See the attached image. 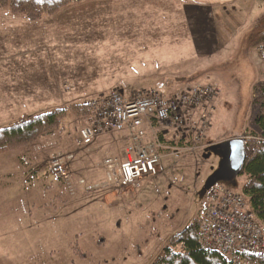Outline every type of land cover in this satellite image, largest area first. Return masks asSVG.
<instances>
[{"label": "rangeland", "instance_id": "374dc122", "mask_svg": "<svg viewBox=\"0 0 264 264\" xmlns=\"http://www.w3.org/2000/svg\"><path fill=\"white\" fill-rule=\"evenodd\" d=\"M82 3L29 23L0 10V125L113 91L136 98L159 89L170 97L211 84L215 93L208 103L186 109L189 115L181 124L155 119L156 128L143 129L144 139L146 134L153 139L165 134L168 141L181 138L182 146L162 151L167 154L161 156L158 173L139 186L120 184L115 189L104 183L103 159L118 154L90 152V144L77 143L79 129L91 122L87 115L72 114L52 135L0 154V264H151L174 234L200 219L222 162L220 143L233 137L247 142L244 134L258 131L264 65L249 33L264 13V0L237 6L226 43L212 58L200 61L190 60L186 42L170 43L183 32L167 27L168 21L161 26V20L149 18L146 27H127L115 19L114 0ZM113 16L110 21L117 26L103 27ZM143 34H160L166 41L160 46L141 39L138 43ZM127 36L131 40L123 42ZM144 46L145 57L140 50ZM123 131L95 129L92 142L99 134ZM53 160L65 164V177L52 172ZM244 181L238 175L226 185L239 192ZM121 197L129 200L124 216L107 206Z\"/></svg>", "mask_w": 264, "mask_h": 264}, {"label": "built area", "instance_id": "2783aa9c", "mask_svg": "<svg viewBox=\"0 0 264 264\" xmlns=\"http://www.w3.org/2000/svg\"><path fill=\"white\" fill-rule=\"evenodd\" d=\"M255 49L264 65V41ZM147 93L125 98L113 91L87 102L91 122L79 129L80 143L90 144L95 129L129 131L127 159L117 162L107 158L104 161L109 181L139 186L144 178L155 176L161 155L159 144L144 143L142 125L145 118L181 124L186 114L189 115L185 110L208 103L215 88L211 84L192 86L170 97L163 96L158 90ZM52 172L65 177V164L53 160ZM196 239L202 248L218 251L228 264H264V224L248 208L245 197L224 183L216 182L207 191Z\"/></svg>", "mask_w": 264, "mask_h": 264}, {"label": "trees", "instance_id": "16d2710c", "mask_svg": "<svg viewBox=\"0 0 264 264\" xmlns=\"http://www.w3.org/2000/svg\"><path fill=\"white\" fill-rule=\"evenodd\" d=\"M79 1H83L82 5L85 2V0H0V10L7 9L11 14L20 16L24 22L29 23L40 21L46 15L58 14L69 7L74 8L73 3ZM249 40L256 45L264 41V13L254 20ZM259 88L260 107L255 118L258 131L252 130L244 134L248 139L246 145L249 146V151L240 173L245 176V181L239 192L245 197L248 208L264 224V83ZM72 114L90 117L87 103L53 106L24 114L12 122L0 125V154L20 151L27 145L52 135L61 129L64 120ZM171 142L180 145L182 140L180 138ZM200 221L201 216L199 220H193L174 234L151 264H228L218 251L207 250L199 245L196 232Z\"/></svg>", "mask_w": 264, "mask_h": 264}, {"label": "crops", "instance_id": "0c3cea01", "mask_svg": "<svg viewBox=\"0 0 264 264\" xmlns=\"http://www.w3.org/2000/svg\"><path fill=\"white\" fill-rule=\"evenodd\" d=\"M110 2V0H108ZM114 10L116 20H119L122 23H125L127 27H146V20L153 19V23H157V21L161 20L160 24L165 21H168L167 27H177L181 28L182 36L181 38H173L170 39V43H180L186 42L189 44L191 48L190 60L192 61H200L201 59L207 60L212 58L215 54H217L223 44L226 43L228 36L230 35V28L232 21H237L233 15L236 7L246 2V0H114ZM121 5V8H119ZM126 5V6H123ZM111 9V8H110ZM111 13L112 9H111ZM112 16V15H111ZM152 16V17H150ZM114 16L111 17L107 22L103 25V27H108L112 25L117 26V24H113L115 21ZM114 20V21H110ZM24 22V21H23ZM138 22L137 26H133L132 23ZM135 24V23H134ZM157 27V25H153ZM159 27V26H158ZM124 37V36H123ZM128 36L123 39V42L130 41L131 39ZM140 39L143 42L153 41V43H158L160 46L161 43L166 40L162 39V35L147 37L143 34V36H138L136 41L140 43ZM135 41V40H134ZM133 41V42H134ZM52 42V41H51ZM161 48V47H160ZM142 53H146V47L140 49ZM179 72H173V74H178ZM140 85V84H138ZM155 120L145 118L143 122V129L146 131L151 128H156ZM153 122V125H152ZM162 123V122H161ZM123 134L117 135H109V134H99L98 138L90 143L89 151H100L103 154H118L115 156H107L103 159L104 161L107 158L115 159L117 162H122L127 159L128 155V147H129V131L124 130L121 132ZM165 134H157L154 139L151 137V134H146L144 143L148 144H159L158 152L161 156H165L167 153L165 151H179L177 147L180 145L173 144L169 140H165ZM93 141V140H92ZM124 142V147L123 143ZM77 143H80L79 138H77ZM185 144V142H184ZM88 145V144H87ZM121 146V147H119ZM177 146V147H175ZM182 146V145H181ZM186 146V145H185ZM119 147V148H118ZM116 150V151H115ZM164 151V155L161 152ZM105 166V164H104ZM106 168V167H105ZM106 175V173H105ZM82 179L77 180V187L81 189V185H84ZM104 182V181H103ZM100 183V182H99ZM97 183V185L99 184ZM105 184H112L115 186V189L118 188L117 185L122 183H116L115 181H109L106 179ZM149 183V182H148ZM75 184V183H74ZM91 186H96L94 184H90ZM124 185V184H122ZM145 185V184H144ZM100 187V186H99ZM88 189L85 186V190ZM114 190V189H113ZM111 195H115V192H110ZM107 196V195H106ZM125 197V196H124ZM124 197H121V200H116V203H110L107 201L108 209H113V211L119 215L124 216L129 205V200H123ZM129 199V196H127ZM139 197L136 196L134 199L137 200ZM125 202V203H124ZM109 203V204H108ZM119 203V204H118ZM112 204V205H110ZM119 206H115V205ZM125 204V207L123 206ZM111 212V211H109ZM121 212V213H120ZM127 214V213H126Z\"/></svg>", "mask_w": 264, "mask_h": 264}, {"label": "water", "instance_id": "95a60500", "mask_svg": "<svg viewBox=\"0 0 264 264\" xmlns=\"http://www.w3.org/2000/svg\"><path fill=\"white\" fill-rule=\"evenodd\" d=\"M245 147L243 137L229 138L220 143L222 162L214 173L215 181L210 186L216 182L230 183L240 175L247 157Z\"/></svg>", "mask_w": 264, "mask_h": 264}]
</instances>
